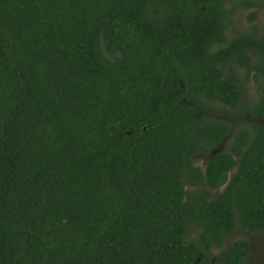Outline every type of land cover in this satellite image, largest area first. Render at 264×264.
Returning a JSON list of instances; mask_svg holds the SVG:
<instances>
[{
    "label": "trees",
    "instance_id": "obj_1",
    "mask_svg": "<svg viewBox=\"0 0 264 264\" xmlns=\"http://www.w3.org/2000/svg\"><path fill=\"white\" fill-rule=\"evenodd\" d=\"M230 2L257 6L0 0V264H247L227 241L264 233V36L229 40Z\"/></svg>",
    "mask_w": 264,
    "mask_h": 264
},
{
    "label": "rangeland",
    "instance_id": "obj_2",
    "mask_svg": "<svg viewBox=\"0 0 264 264\" xmlns=\"http://www.w3.org/2000/svg\"><path fill=\"white\" fill-rule=\"evenodd\" d=\"M253 1L257 2L256 7H236L231 2L227 5L229 9L234 8V12L230 20V28L227 33V37L229 40L233 39L240 33L257 34L258 38L264 36V0ZM252 14L256 15V18H254L253 20L251 19ZM234 71L236 73L237 79L240 82L244 94V99L242 101V104L240 105V109L245 110L246 107L253 106L257 102L260 96V89L258 88V85L253 81L250 72H248L246 69H243L241 67H234ZM205 102L208 105L209 112H212V110L216 111V114L214 112L211 113L214 118L222 119L224 121L226 120L232 122L233 124H237V122L239 121L238 114H231L228 108L221 109L218 103L213 104L207 101ZM217 109H219L220 111L218 112ZM238 111L240 110L238 109ZM208 156L197 155L195 157V165L204 168L205 161L209 159ZM223 189H221V191H217L214 197L219 196ZM195 238L196 234H192L190 237V239ZM241 240H247L252 245V257L247 262V264H264V233L250 235L242 231L239 226L236 225V230L234 234L228 239L227 244ZM222 251L223 249L215 248L213 250L214 257H219L222 254Z\"/></svg>",
    "mask_w": 264,
    "mask_h": 264
},
{
    "label": "flooded vegetation",
    "instance_id": "obj_3",
    "mask_svg": "<svg viewBox=\"0 0 264 264\" xmlns=\"http://www.w3.org/2000/svg\"><path fill=\"white\" fill-rule=\"evenodd\" d=\"M253 62H257V57H255V56H253ZM236 67H238V66H236ZM235 67V68H236ZM251 76H252V78H253V76H254V73H251ZM254 81V80H253ZM207 102H209V103H218L219 105H220V108H222V104H220L219 102H216V101H212V102H210V101H207ZM241 104H242V102H241ZM216 110V109H215ZM218 110V112L220 111L219 109H217ZM212 112H214L215 114H216V111H213L212 110ZM212 112H209V110H207V111H205V113L207 114V116H209V117H213L212 115H211V113ZM214 118V117H213ZM215 119H218V118H215ZM218 120H222V119H218ZM222 121H224V120H222ZM226 121V120H225ZM229 122V121H228ZM224 148V147H223ZM223 148H222V150H223ZM214 153H217L216 151H214V152H212L209 156H208V158L210 159L212 156V154H214ZM217 154H219V153H217ZM203 156H206L205 154H203ZM195 160V159H194ZM207 161V160H206ZM205 161V162H206ZM204 165H205V163H204ZM233 172L234 171H231L230 173H229V179H231V177H232V175H233ZM232 174V175H231ZM223 189V188H222ZM221 191V190H220ZM223 192V191H222ZM222 192L220 193V195L219 196H216V197H220L221 195H222ZM216 194V192H212V197H214V195ZM215 197V198H216ZM250 243V242H249ZM250 247H251V256H250V258L252 257V253H253V249H252V245H251V243H250ZM221 249H225V247L224 248H221ZM223 252V251H222ZM250 260V259H249Z\"/></svg>",
    "mask_w": 264,
    "mask_h": 264
}]
</instances>
